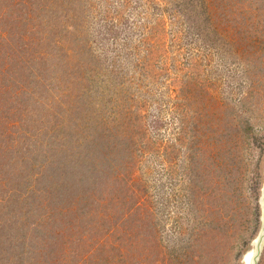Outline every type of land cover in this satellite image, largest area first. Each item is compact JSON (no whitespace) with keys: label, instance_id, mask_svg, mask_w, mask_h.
I'll return each instance as SVG.
<instances>
[{"label":"rangeland","instance_id":"374dc122","mask_svg":"<svg viewBox=\"0 0 264 264\" xmlns=\"http://www.w3.org/2000/svg\"><path fill=\"white\" fill-rule=\"evenodd\" d=\"M0 181V264L249 263L264 0H0Z\"/></svg>","mask_w":264,"mask_h":264},{"label":"trees","instance_id":"16d2710c","mask_svg":"<svg viewBox=\"0 0 264 264\" xmlns=\"http://www.w3.org/2000/svg\"><path fill=\"white\" fill-rule=\"evenodd\" d=\"M152 48H153V46H152ZM151 48V49H152ZM156 47H154L153 49H155ZM25 76V75H24ZM27 78L29 77V76H26ZM116 136V135H115ZM118 136H122V135H118ZM113 144L112 145H107L106 147V149H105V147H104V151H99L98 152V157H100L101 159H102V161L99 159V161L97 162V163H95V166H94V164H92V167H90V168H87L88 169V171H90L89 172V174H90V178L92 177V178H94V180L99 176V174L101 173V171L103 170V168H104V163L105 164H107L109 161H111L112 159H114V158H109V156H111V154H112V152L113 153H116V155H118V152L120 153V149L121 148H128L129 147V145H127L124 141H122L121 139H119L117 136L115 137V139L113 140V142H112ZM111 149H113L114 151H112ZM107 150H110L109 151V153H106V151ZM108 154L106 157H105V155L106 154ZM102 164V165H101ZM103 167V168H102ZM3 175H5V177L3 178L4 179V182H5V184H3V188L6 190V191H8V190H10V189H13L14 188V186H16V185H13V182H11V183H7L5 180H7V177H8V175H9V171H8V169L5 171V174H3ZM103 179H101L102 181L101 182H99V184H103V183H105V181H106V179L103 177V176H101ZM1 182V181H0ZM98 182V181H97ZM100 185V186H101ZM101 217H105V216H103V215H101ZM106 217H108V216H106ZM100 222H102V226H104L105 227V218H102V220H100ZM111 225H113V224H111ZM110 225V226H111ZM102 227H99L98 229H101ZM115 228V227H114ZM83 229V228H82ZM117 229V228H116ZM110 230V229H109ZM108 229H107V232L109 231ZM81 232H82V230H80ZM97 250H98V246L96 245V248H95V251H94V254L97 252Z\"/></svg>","mask_w":264,"mask_h":264},{"label":"water","instance_id":"95a60500","mask_svg":"<svg viewBox=\"0 0 264 264\" xmlns=\"http://www.w3.org/2000/svg\"><path fill=\"white\" fill-rule=\"evenodd\" d=\"M261 202H262L263 211H264V192H263V197L261 199ZM263 247H264V212H263V225H262L261 232L257 240L255 241V251L252 254L253 258H252L251 264H258L261 253L263 251Z\"/></svg>","mask_w":264,"mask_h":264},{"label":"bare ground","instance_id":"6f19581e","mask_svg":"<svg viewBox=\"0 0 264 264\" xmlns=\"http://www.w3.org/2000/svg\"><path fill=\"white\" fill-rule=\"evenodd\" d=\"M252 258H253V256H252ZM252 258H251L250 260L247 258V261H248L249 263H246V264H251V262H252Z\"/></svg>","mask_w":264,"mask_h":264},{"label":"clouds","instance_id":"9594fccd","mask_svg":"<svg viewBox=\"0 0 264 264\" xmlns=\"http://www.w3.org/2000/svg\"><path fill=\"white\" fill-rule=\"evenodd\" d=\"M248 259H249V260L251 259V255L248 257Z\"/></svg>","mask_w":264,"mask_h":264}]
</instances>
